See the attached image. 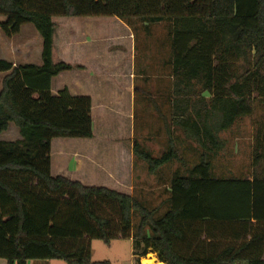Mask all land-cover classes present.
Segmentation results:
<instances>
[{"label":"trees","instance_id":"1","mask_svg":"<svg viewBox=\"0 0 264 264\" xmlns=\"http://www.w3.org/2000/svg\"><path fill=\"white\" fill-rule=\"evenodd\" d=\"M0 15L6 36L33 24L43 38L40 66L0 59V72H10L0 93V133L14 123L21 135L0 141V258L111 264L92 260V241L132 238L136 264L150 252L166 264H264L263 245L250 257L249 244L225 231L264 229V127L255 137L251 179L212 173V158L225 145L219 134L253 115L255 97H264V0H0ZM84 16H115L131 27L135 19L171 22V123L200 153L187 174L171 178L162 214L135 195L51 173L54 139L94 136L91 98L68 88L52 93L55 76L81 68L53 60V19ZM163 119L167 151L156 157L134 144L150 173L182 161Z\"/></svg>","mask_w":264,"mask_h":264},{"label":"crops","instance_id":"2","mask_svg":"<svg viewBox=\"0 0 264 264\" xmlns=\"http://www.w3.org/2000/svg\"><path fill=\"white\" fill-rule=\"evenodd\" d=\"M5 16L0 15V22L5 21ZM56 31L54 34L53 60L65 62L70 65H79L81 68L64 71L52 79V93L57 95L63 88H68L73 96H89L92 100V117L94 136L90 139L84 138H56L51 147V173L53 176H64L71 180L80 181L87 186H104L117 191L134 195V184L128 182L130 170L122 160V153L126 156L132 154L123 143L120 142H96V120L94 110L96 104H104L111 97L120 101L127 89L128 74L134 77L135 66V36L132 27L115 16H84V17H54ZM43 38L33 24L22 25L20 32L12 37L0 28V59L9 61L14 66L22 64L42 65ZM10 72H0V93L3 81ZM122 77L123 86L118 82L114 84L112 79ZM125 83V84H124ZM132 83V82H131ZM122 89V90H121ZM121 90V91H120ZM104 123V122H103ZM103 125V124H102ZM108 134L109 123L103 125ZM165 131V132H164ZM159 131V135L165 133L166 129ZM151 135V134H150ZM21 139L19 128L10 123L8 130L0 133V141H16ZM146 140L150 141L149 136ZM144 147L148 149L145 145ZM133 149V145H132ZM117 151V158L121 161L112 164L108 160L112 153ZM107 152L108 155H107ZM124 163V164H123ZM167 181L170 182L173 175ZM249 178V177H235ZM131 181V180H130ZM164 182L158 178L155 186L149 185L148 194L155 195L159 189L163 192ZM161 197V194L157 195ZM152 198V197H149ZM163 200L159 198L157 205L160 207ZM160 214L163 209L160 207ZM225 231L233 233L231 240L243 244H249L247 253L250 257L259 256L258 246H264V229L257 228L255 224L245 229L235 226ZM262 235L260 242L259 236ZM263 233V234H262ZM108 245V244H106ZM245 246V245H244ZM109 250L96 251L94 240L92 241V260H107L111 264H136V256L133 253L132 238H119L108 245ZM99 254L96 257V255ZM156 258V263L166 264L159 261L156 253H148L140 259L145 264V259ZM264 259V256L262 257ZM0 264H8L6 259L0 258ZM27 264H68L63 260H29ZM234 264H250L249 259H239Z\"/></svg>","mask_w":264,"mask_h":264},{"label":"rangeland","instance_id":"3","mask_svg":"<svg viewBox=\"0 0 264 264\" xmlns=\"http://www.w3.org/2000/svg\"><path fill=\"white\" fill-rule=\"evenodd\" d=\"M132 30L136 50L134 77L130 78L128 74L130 80L128 86L123 85L122 77L113 78L114 84L120 82L127 87L124 89V96L120 101L111 97V100H107L104 104L95 105L96 142H120L132 152L129 156H126V152L122 153V160L127 163L123 164L130 170L128 182L134 184V195L152 207L157 205L159 198L161 200L166 198L164 191L167 188L164 186L163 192L159 189L155 195L150 196L147 192L148 186H155L158 178H161L168 187L167 181L176 170L181 175L187 174L188 168L198 161L200 150L196 151V143L187 139L184 133L171 123L173 98V77L169 63L171 22L163 20L150 23L147 20L135 19ZM164 117L171 123L169 127L175 139V148L182 161L168 163L157 172L150 173L147 163L136 157L134 144L138 143L140 147L146 149L145 145L156 157L167 151L170 136L168 133L159 135V131L166 129ZM108 123L110 129L105 135L107 131L103 125ZM263 127L264 97L257 96L253 115L240 117L230 129L219 134L225 145L221 152L212 158L213 175L218 178L249 177L252 171L255 137L257 131ZM149 136L150 141L146 140ZM117 153L114 151L112 156L107 158L112 164L121 161L117 158ZM159 194L161 197H157ZM138 222L139 216L135 213L133 223L136 226ZM94 246L98 253L102 249L109 250L108 245L100 239H94ZM98 255L96 257H100Z\"/></svg>","mask_w":264,"mask_h":264},{"label":"bare ground","instance_id":"4","mask_svg":"<svg viewBox=\"0 0 264 264\" xmlns=\"http://www.w3.org/2000/svg\"><path fill=\"white\" fill-rule=\"evenodd\" d=\"M157 259L154 258V259H145L144 260V263L145 264H151V263H156ZM157 264H161V263H157Z\"/></svg>","mask_w":264,"mask_h":264}]
</instances>
